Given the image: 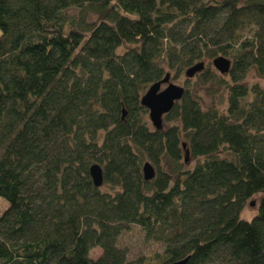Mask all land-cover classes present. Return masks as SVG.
<instances>
[{
    "label": "trees",
    "instance_id": "trees-1",
    "mask_svg": "<svg viewBox=\"0 0 264 264\" xmlns=\"http://www.w3.org/2000/svg\"><path fill=\"white\" fill-rule=\"evenodd\" d=\"M217 57L230 72L196 75L156 130L149 89ZM250 71L264 79V0H0V264H136L119 244L133 227L163 249L157 264H264ZM214 84L227 100L207 106Z\"/></svg>",
    "mask_w": 264,
    "mask_h": 264
},
{
    "label": "rangeland",
    "instance_id": "rangeland-1",
    "mask_svg": "<svg viewBox=\"0 0 264 264\" xmlns=\"http://www.w3.org/2000/svg\"><path fill=\"white\" fill-rule=\"evenodd\" d=\"M205 66V73L210 72V74H213L219 78L222 76L215 69L213 65V60L207 62ZM187 80L188 79L184 74L183 76L178 77L177 79H174V77H172L171 82L185 89L189 87L190 91L193 93L197 92V90H199V88L196 87V84L199 83L198 77L191 79L192 81L190 82V85L187 84ZM227 80L229 81L228 78ZM245 84L249 87L258 85L264 89V79H259L254 71L249 72L245 80ZM164 88H166V86H164L163 89ZM199 94L203 96L204 102L207 106H218L220 102L226 103L227 100L226 92L222 88H220L218 84H214L212 86L210 85L208 88L200 90ZM222 106L225 108V105ZM184 156L186 157V152ZM188 167L193 168L194 163H188ZM252 202H255V206L253 207L251 206ZM257 202L258 201L253 200L247 204V207L243 214V219L250 221L257 215ZM119 244L122 249L128 252L129 259L135 262L136 264H139L140 262H142V264H157L158 260L161 259V257L163 256V249L161 248V246L158 244L147 242L143 232L137 227H133L129 233L123 235L120 239ZM101 253L102 252L100 249H94L91 252L90 257L96 260L101 256Z\"/></svg>",
    "mask_w": 264,
    "mask_h": 264
},
{
    "label": "water",
    "instance_id": "water-1",
    "mask_svg": "<svg viewBox=\"0 0 264 264\" xmlns=\"http://www.w3.org/2000/svg\"><path fill=\"white\" fill-rule=\"evenodd\" d=\"M215 69L223 76L230 72L232 62L225 57H217L213 60ZM205 63H198L185 73L187 79L191 80L196 75L205 70ZM166 88L163 89V87ZM185 94V88L177 86L171 82V76L167 75L164 80L153 85L143 97L141 104L149 111V118L152 126L160 131L163 129V118L168 115L174 108L175 104L182 100ZM184 148L186 146L184 145ZM189 159V153H186L185 162ZM90 175L96 188H101L104 184L103 169L99 165H93L90 168ZM144 179L147 182L152 181L156 176L155 168L149 162L143 166ZM255 206V203H251ZM189 258L171 263V264H188Z\"/></svg>",
    "mask_w": 264,
    "mask_h": 264
}]
</instances>
